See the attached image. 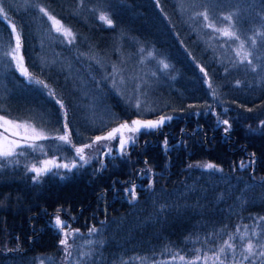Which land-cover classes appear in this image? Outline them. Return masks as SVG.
I'll return each instance as SVG.
<instances>
[{
  "label": "trees",
  "instance_id": "16d2710c",
  "mask_svg": "<svg viewBox=\"0 0 264 264\" xmlns=\"http://www.w3.org/2000/svg\"><path fill=\"white\" fill-rule=\"evenodd\" d=\"M256 4L240 13L242 33L256 20L253 9L264 18V0ZM0 7L21 37L30 74L26 79L15 67L0 66L4 119L26 122L49 138L63 135L59 100L68 109L71 142L79 147L124 122L172 117L131 152L68 178L34 183L26 161L31 151L25 158H0V264H38L43 256L59 255L57 216L79 231L72 244L89 243L84 259L102 264L216 242L237 223L264 216V56L255 70L225 59L200 39L176 0H6ZM40 8L75 36L55 56L42 54L41 37L55 32ZM0 37L12 38L2 16ZM149 49L166 59L168 69L148 75V109L137 108L108 76L117 65L122 77L136 79L138 70L154 66L141 52ZM215 107L229 110L230 128L215 125ZM243 160L252 165L241 169ZM200 161L221 170L200 169Z\"/></svg>",
  "mask_w": 264,
  "mask_h": 264
},
{
  "label": "rangeland",
  "instance_id": "374dc122",
  "mask_svg": "<svg viewBox=\"0 0 264 264\" xmlns=\"http://www.w3.org/2000/svg\"><path fill=\"white\" fill-rule=\"evenodd\" d=\"M176 1L179 4L180 10L186 16L188 24L191 26H195L198 36L207 46L210 47L211 50L219 52L223 57H225V59L227 58L231 62L239 61L241 63V60H243L244 62L242 64H245L251 70L257 68L258 61L264 56V18H262V12L259 8H255L252 10L256 15V20L251 23V27L245 33H242L241 31L239 20L241 18V11H246L250 6H256L258 0ZM205 12L209 17L208 20H205L204 16L200 15V13ZM225 16H231V20H225ZM2 17L5 22L9 23L12 30L13 24L10 22L7 15L4 14ZM53 18L58 21L55 17ZM47 20L51 24L55 34L54 36L48 37L45 35L42 36L40 45L41 49H45L42 54L47 53L55 56L61 51L60 48L63 47V45L68 46V42L74 41L75 36L73 32L69 28L64 26L60 21L58 24H54L52 20H49L48 18ZM208 24H213L214 27L218 29L228 28L230 31L234 32L236 36L239 37V39L225 38L220 34V32L213 31L212 28L208 27ZM65 32H70L71 35H65ZM17 36H19V34L16 29L15 32L12 31V38L3 39L2 37H0V66H3L4 68L15 67L20 75L28 79L30 77V74L25 65L24 55L21 47V37L19 36L20 47L17 50ZM253 40H255V44H253ZM241 44H243V48L240 47ZM48 45H53V47L56 48L48 49L46 48ZM145 51L142 50L141 52L145 53L147 58H151L154 61V66L152 68L147 67V70H138L137 78L131 79L122 77L119 67L115 65L112 67L111 72L108 76V82L113 89L120 88L121 86L126 89L125 93L127 94V99L132 100L135 106L137 105V103H139L140 107L148 109L149 101H147L145 94L148 90L147 86H145V84H147L145 80L148 75L151 78H155L160 72L167 71L168 67H164V65L167 64L164 57L157 55L152 49ZM238 52L240 53L239 55H237ZM245 54H247V59H244ZM13 55L17 57L16 60L12 59ZM249 61H251V63H249ZM18 63H21L23 68L27 70V76L23 75L21 69L17 67ZM199 69L200 71L201 69H203V71L201 72L205 77L207 87L213 95L214 88L210 82L207 71L203 67H200ZM209 84H211V88L209 87ZM91 99L94 100L93 97H91ZM61 103L64 106L63 108L60 107V104L58 105L64 118V125L67 124V129H64V134L69 135V143L67 144L54 138L37 141L24 140L23 137L25 135H33L32 129L35 128L26 122L11 120L14 124L21 125V127L15 129V131L19 132L20 135L9 136V138L17 140L22 145H27L30 143L34 144L33 148L25 146L15 149V153L11 157H13L14 159L25 158L28 152L31 151L33 156L26 159L30 169L33 165L38 168L47 167L48 169V171L46 172L42 171L38 177L35 172L31 171L34 176V183H42L49 176L68 178L75 172H78L80 169L88 165L96 164L100 168L104 167L107 165L108 160L113 159L114 156L123 155L126 152H131L133 148L138 145V142L142 136L151 135L155 132L160 131L169 122V120H166L161 127L151 131L142 129L140 132L134 134L125 132V137L127 138L128 136H132L135 142L133 143L132 141H129L125 145L123 153L119 151V136H117V139L115 140L100 141L98 143H95L91 148H85L84 154L86 157V162L80 160L79 156H77L75 152V148L78 146H73L71 142V134L68 128V109L66 108L64 102ZM212 114L217 119L215 125H218L220 124L218 123V119L220 121L228 119L230 112L228 109L227 111H225V109L219 111V109L215 107L212 110ZM127 123L131 124V121ZM2 125L3 120H0V126ZM35 130L36 132H40L37 129ZM0 133H3V127H0ZM5 135L8 134L5 133ZM2 142V138H0V143ZM66 147L70 148L69 152L66 151ZM71 147L74 151L73 158L69 156V153L72 150ZM21 152L23 153V155L19 154ZM11 157L0 158L6 159ZM45 161H53L54 163L45 165ZM73 162L76 163V167H72ZM209 163L211 162L200 161L196 163V167L206 171L221 170L218 166H216V168L214 169L206 168L205 165ZM64 164L69 165V168L56 167V165ZM251 165L252 164H250V162L244 160L239 163L241 169H247ZM260 218L261 217H253L248 222L241 221L237 223L233 227V229L229 230L221 240L216 242L200 241L190 248L186 249H176L174 247H169L156 255L126 258L114 264H185V261L188 260H195L196 264H221V261H223V264H252V261H255V264H264V257H260L258 255V253L262 250L259 245L261 243H264V220H261ZM60 219L62 222L66 220V223H64L67 224L68 227H65L63 231H60L57 228L55 221L53 225L61 233V240L67 239L68 246L65 247V245L61 244L59 255L43 256L40 258L38 264H102L98 260H91L90 257H86L84 259V256L90 251L89 243L79 241L76 244H72L71 241L73 240L74 236L79 233V231L71 228L70 221L68 219H64L63 217ZM65 233H68L67 237H65ZM253 233H255V235ZM242 237L243 239H241ZM249 241L254 244V251L257 253V255L252 257L251 260H244L243 255H246V253H243V249L246 247ZM229 243L233 245V249L235 250L234 252L230 251L227 248V244ZM221 247L225 248L224 253L220 252ZM180 256H184L185 261H181L179 259ZM197 256L200 257L199 260H196ZM217 257H219V259H217Z\"/></svg>",
  "mask_w": 264,
  "mask_h": 264
},
{
  "label": "snow or ice",
  "instance_id": "6c2138e0",
  "mask_svg": "<svg viewBox=\"0 0 264 264\" xmlns=\"http://www.w3.org/2000/svg\"><path fill=\"white\" fill-rule=\"evenodd\" d=\"M0 3H6V0H0ZM40 12L44 13V15L48 16V19L49 20H52L54 24H58L59 21H56L52 16H49L48 13L45 11L44 8H40L39 9ZM5 14V8L4 7H0V16H3ZM200 15H203L204 16V19L205 20H208L209 17L207 15V13H200ZM101 20H103L105 23L108 24L109 27L112 26V21L110 19H108L106 16H101L100 17ZM225 20H231V16H225L224 17ZM208 27L212 28L213 31H217V32H220V34L225 37V38H228V39H239L238 36H236V34L232 31H230L228 28H224V29H218V28H215L213 24H208ZM12 31L15 32L16 31V27L15 25L12 26ZM65 35H71L70 32H65L64 33ZM253 44H255V40L252 41ZM20 47V40H19V36H17V50L19 49ZM241 48H243V44L240 45ZM240 53L238 52L237 55H239ZM12 59L13 60H16L17 57L15 55L12 56ZM244 59H247V54H245L244 56ZM244 61L241 60V63H243ZM249 63H251V61H249ZM17 67L21 69V72L23 75H28L27 73V70L23 68L22 64L21 63H18L17 64ZM165 68L168 67L167 64L164 65ZM255 70V69H253ZM201 71H203V69H201ZM36 84H43L42 81L40 80H36L35 81ZM43 87H48L46 84H43ZM209 87L211 88V84H209ZM214 90H213V95H214ZM56 103L57 104H60V107L63 108V104L59 101V100H56ZM137 108L140 107L139 103H137L136 105ZM251 109H249L250 111ZM225 111H227V109H225ZM172 117L170 116H164V115H161L159 117V119H134L131 121V124L127 123V122H124V123H121L119 124L118 127H115L113 128L111 131L107 132L106 135H98L96 136L95 140L92 141L91 143L89 144H85L83 147H76L75 148V152L77 154V156H79V159L82 160V161H86V157H85V148H91L93 144L95 143H98L100 141H111V140H115L117 139V136H119V140H118V143H119V151L121 153L124 152V149H125V145L129 142V141H132L133 143L135 142L134 138L132 136H128L127 138L125 137V132H128V133H138L140 132L142 129L143 130H155L159 127H161L166 120H171ZM0 120H3V125L0 126V127H3V133H0V138H2V143H0V157H11L14 155L15 153V149L17 148H22V147H29V148H33L34 147V144H27V145H22L21 143H19L17 140L15 139H10L9 136H18L20 135L19 132L15 131V129H18L21 127V125L19 124H14L11 120H5L3 116H0ZM218 123H223L225 125H229V121L227 119H224L222 121H220L218 119ZM229 128H230V125H229ZM65 129H67V124H65ZM228 129L226 128L225 131H227ZM5 133H7L8 135H5ZM32 133L33 135L31 136H28V135H25L23 137L24 140H31V141H37V140H47L49 139L48 136L44 135L42 132H36L35 129H32ZM54 139L58 140V141H61L63 143H69V135L68 134H63V135H57L54 137ZM166 143V141H165ZM20 155H23V153H19ZM87 162V161H86ZM49 163H54L53 161H45L44 164L47 165ZM76 163L73 162L72 164V167H76ZM191 166V165H190ZM56 167H64V168H69V165L67 164H64V165H56ZM206 168L208 169H214L216 168V165L214 164H207L205 165ZM31 171L32 172H35L37 177L41 174V172H46L48 171L47 167H44V168H38L36 167L35 165L32 166L31 168ZM128 191L130 192V194L132 195V198L134 199L135 198V188H130L128 189ZM261 220H264V217H261L260 218ZM55 224L57 226V228L60 230V231H63L65 227H68L67 224H65L64 222L61 221L60 217L57 216L56 217V220H55ZM96 231L95 228L91 229L90 230V233H94ZM255 235V233H253ZM68 233H65V237H67ZM243 239V237L241 238ZM61 244L65 245V247L68 246V242H67V239H64V240H61ZM254 244L249 241L246 245V247L243 249V253H246V255H243V259L244 260H251L252 257L256 256L257 253L254 251ZM259 247L262 249L258 255L260 257H264V243H261L259 245ZM227 248L234 252L235 250L233 249V245L232 244H227ZM220 252L221 253H224L225 252V248L224 247H221L220 248ZM179 259L181 261H185V257L184 256H180ZM200 257L197 256L196 257V260H199ZM217 259H219V257H217ZM234 259V257H233ZM185 264H196L195 260H188V261H185ZM221 264H223V261H221ZM252 264H255V261H252Z\"/></svg>",
  "mask_w": 264,
  "mask_h": 264
},
{
  "label": "water",
  "instance_id": "95a60500",
  "mask_svg": "<svg viewBox=\"0 0 264 264\" xmlns=\"http://www.w3.org/2000/svg\"><path fill=\"white\" fill-rule=\"evenodd\" d=\"M66 223V222H65Z\"/></svg>",
  "mask_w": 264,
  "mask_h": 264
}]
</instances>
